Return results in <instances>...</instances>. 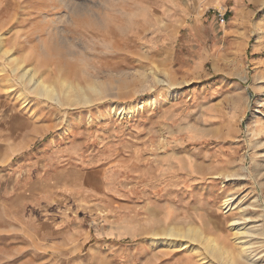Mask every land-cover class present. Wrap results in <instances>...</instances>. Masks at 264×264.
Returning a JSON list of instances; mask_svg holds the SVG:
<instances>
[{"label": "rangeland", "instance_id": "obj_1", "mask_svg": "<svg viewBox=\"0 0 264 264\" xmlns=\"http://www.w3.org/2000/svg\"><path fill=\"white\" fill-rule=\"evenodd\" d=\"M0 264H264V0H0Z\"/></svg>", "mask_w": 264, "mask_h": 264}, {"label": "bare ground", "instance_id": "obj_2", "mask_svg": "<svg viewBox=\"0 0 264 264\" xmlns=\"http://www.w3.org/2000/svg\"><path fill=\"white\" fill-rule=\"evenodd\" d=\"M7 54H8V52L5 51L4 55H7ZM33 74H35V72L28 68V69H26L23 72V77H25V76L26 77H30V79H31ZM43 89H44V91H46V93H50L51 92L48 89V87H46V86H43ZM174 94H175V92H174ZM141 103H142V100H138V101L134 102L130 107L123 108L122 111L124 112V114H127L129 116H136L137 113L139 112ZM228 200L226 199L225 201H223L224 202L223 203V208L227 204L230 205ZM166 232L165 233L167 234L168 237L167 238H156V239H153L154 244L155 243L156 244H162V243L171 244V243L175 242L174 237L181 235V231L176 229L175 227L169 228ZM183 236H187L188 238L199 239V240H202V239L205 240L206 239L204 237L203 233L199 229H196V228H193V227H189L188 230H187V233L185 235H183ZM202 242H204V241L202 240ZM207 243L208 244H207L206 247H208V249H210V251L213 254L220 255V253L222 252V249H223L221 246H219L216 242H214L213 239H209ZM183 244H184L185 247L187 246V242L183 243ZM183 244H182V246H183ZM204 244H206V243H204ZM221 255H222V253H221Z\"/></svg>", "mask_w": 264, "mask_h": 264}, {"label": "built area", "instance_id": "obj_3", "mask_svg": "<svg viewBox=\"0 0 264 264\" xmlns=\"http://www.w3.org/2000/svg\"><path fill=\"white\" fill-rule=\"evenodd\" d=\"M219 20L221 21V22H224L225 21V13H221V12H219Z\"/></svg>", "mask_w": 264, "mask_h": 264}]
</instances>
